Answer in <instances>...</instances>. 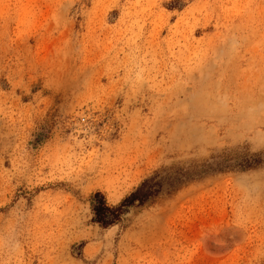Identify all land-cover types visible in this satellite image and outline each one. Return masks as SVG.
Returning a JSON list of instances; mask_svg holds the SVG:
<instances>
[{"label":"rangeland","instance_id":"374dc122","mask_svg":"<svg viewBox=\"0 0 264 264\" xmlns=\"http://www.w3.org/2000/svg\"><path fill=\"white\" fill-rule=\"evenodd\" d=\"M243 149L264 152V0H0V264H264V166L93 220L97 192Z\"/></svg>","mask_w":264,"mask_h":264},{"label":"trees","instance_id":"16d2710c","mask_svg":"<svg viewBox=\"0 0 264 264\" xmlns=\"http://www.w3.org/2000/svg\"><path fill=\"white\" fill-rule=\"evenodd\" d=\"M263 166L264 152L251 153L243 149L234 155H221L215 168L206 162L191 165L188 168L167 167L143 180L133 192L116 205L109 204L101 192L95 193L91 197L93 220L103 228L113 227L120 223L132 209L149 205L165 192H176L183 185L198 181L210 171L221 172L233 169L249 171Z\"/></svg>","mask_w":264,"mask_h":264}]
</instances>
